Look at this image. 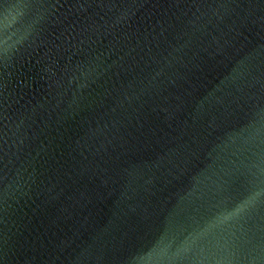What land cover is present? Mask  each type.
I'll use <instances>...</instances> for the list:
<instances>
[{"label":"water","instance_id":"water-1","mask_svg":"<svg viewBox=\"0 0 264 264\" xmlns=\"http://www.w3.org/2000/svg\"><path fill=\"white\" fill-rule=\"evenodd\" d=\"M0 264H264V0H0Z\"/></svg>","mask_w":264,"mask_h":264}]
</instances>
